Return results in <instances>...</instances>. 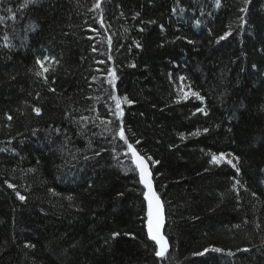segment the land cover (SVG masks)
I'll return each mask as SVG.
<instances>
[{"label": "trees", "instance_id": "16d2710c", "mask_svg": "<svg viewBox=\"0 0 264 264\" xmlns=\"http://www.w3.org/2000/svg\"><path fill=\"white\" fill-rule=\"evenodd\" d=\"M24 2H0V264H264V0ZM180 77L202 101L181 99ZM110 93L133 101L126 136L159 161L165 259L123 141L75 122L115 121ZM220 153L240 171L213 165Z\"/></svg>", "mask_w": 264, "mask_h": 264}, {"label": "snow or ice", "instance_id": "6c2138e0", "mask_svg": "<svg viewBox=\"0 0 264 264\" xmlns=\"http://www.w3.org/2000/svg\"><path fill=\"white\" fill-rule=\"evenodd\" d=\"M2 2V0H0ZM247 3L248 0H245ZM30 3H35V0H25L24 4L21 7H27ZM217 7H219V0H217ZM95 8H100V3H96ZM9 12L12 10L9 9ZM241 12H245V8L240 9ZM137 15H139L137 13ZM12 20H15V13H13L10 17ZM0 22H3V18L0 17ZM101 24H103V20L101 19ZM246 23V21H244ZM142 30V29H141ZM231 35V32L225 33L223 36L219 37L220 40L226 39L228 36ZM109 45H111V38L108 39ZM189 43H192V41H189ZM136 47L139 48L140 44L137 42ZM95 51V49H93ZM110 58V57H109ZM49 57H45L43 60L40 58L36 59V64L39 66V70L35 72V75L37 77L42 78L43 82L45 84H48V77L46 73L49 72L51 68V64L46 65V62L49 61ZM52 62L59 63V61H56L55 58H51ZM132 67H135V65H131ZM93 80H96L97 77H93ZM118 79L116 70L112 69L109 73V79L107 80V83L111 85L113 88H115V82ZM180 81H183V77L179 78ZM52 83H55L53 80ZM51 92H55L56 89L49 87L48 89ZM181 99L187 100L188 97L191 95L199 100H203V97L199 95L198 92L190 91V92H184L183 91V84L181 83ZM99 99V97H97ZM109 99L114 101V107H109L108 112L115 117V121L112 119H101L99 115L96 116L95 120L88 117V116H80L79 120L75 121L76 123L84 122V127H87L88 123H92L93 125L96 124V120H99L100 125L104 126V132L110 133L113 135V139H116L117 137L123 141L124 145L126 146V150L124 151L123 155L127 157L131 161L132 167H130L128 170L131 172H138L139 180L137 181L139 184L143 185L144 191L142 192V195L144 197V200L147 202V212H146V228H147V237L154 242V255L155 257H159L161 259H165L167 256V253L169 251V242L168 238L163 234L162 229L164 228L165 224V212H164V205L160 199V196L158 195L157 191L154 188L153 183V173L149 167V164H159V161L153 160L152 157L145 158L144 155H141L140 152L137 150V147L135 145L140 144L141 141L137 139L134 143L130 142L128 137L126 136L125 127L123 124V117H124V109L122 105H131L133 103L132 100H130L127 96L120 97L118 95L109 94ZM179 102V100L177 101ZM95 111V109H92ZM198 112L202 113L203 115H207L208 113L204 110L203 107L197 109ZM33 112L39 116L42 114V110L39 107H33ZM70 115V113H69ZM195 115V113H193ZM7 119L9 121L12 120V117L9 115L7 116ZM115 123L116 127L112 128V126ZM10 126V125H9ZM57 132L60 131V129H56ZM208 129H204V132H207ZM200 132H194L192 135H199ZM135 135V134H133ZM97 156L101 155L100 152L95 153ZM230 154L220 153V154H212L211 155V163L213 165H230L232 168L236 169L237 172H239V168H237L236 164L233 163V159L227 158V156ZM87 158V157H86ZM114 159L119 160V157H114ZM235 160H239L238 157H234ZM122 163V162H121ZM7 187L10 189L15 190L16 185L12 183H8L7 181ZM237 184H239V181H236ZM17 197L24 201L26 198L21 195L19 192H16ZM120 195H123L122 193ZM255 195V193H253ZM69 200L72 199V197H68ZM238 227V225H237ZM119 233H113V237L118 236ZM128 235V234H126ZM25 248H35L34 244L25 243ZM243 251H247V249H244ZM208 252H215V253H224L225 250L221 248H211V249H204L203 252H197L195 255L203 256ZM228 256H233L235 253L231 251H227L226 253Z\"/></svg>", "mask_w": 264, "mask_h": 264}, {"label": "water", "instance_id": "95a60500", "mask_svg": "<svg viewBox=\"0 0 264 264\" xmlns=\"http://www.w3.org/2000/svg\"><path fill=\"white\" fill-rule=\"evenodd\" d=\"M149 167H150V169H151V171H152V168H151V165H150V164H149ZM152 173H153V171H152ZM153 183H154V188H155V190L157 191V187H156V184H155V181H154V175H153ZM157 193H158V195L160 196V194H159L158 191H157ZM160 199H161V201H162V203H163V205H164V202H163L161 196H160ZM145 203H146V212H147V202L145 201ZM164 212H165V224H164V228L162 229V232H163V234L165 235V228H166V209H165V206H164ZM146 231H147V228H146ZM165 236H166V235H165ZM168 242H169V240H168ZM169 249H170V242H169Z\"/></svg>", "mask_w": 264, "mask_h": 264}, {"label": "rangeland", "instance_id": "374dc122", "mask_svg": "<svg viewBox=\"0 0 264 264\" xmlns=\"http://www.w3.org/2000/svg\"><path fill=\"white\" fill-rule=\"evenodd\" d=\"M182 83H183L184 86H186V82H185L184 80L182 81ZM227 158L232 159V158L229 157V156H227Z\"/></svg>", "mask_w": 264, "mask_h": 264}]
</instances>
